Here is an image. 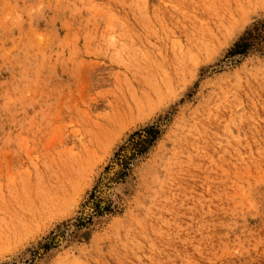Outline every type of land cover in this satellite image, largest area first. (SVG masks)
Returning a JSON list of instances; mask_svg holds the SVG:
<instances>
[{
    "label": "rangeland",
    "instance_id": "1",
    "mask_svg": "<svg viewBox=\"0 0 264 264\" xmlns=\"http://www.w3.org/2000/svg\"><path fill=\"white\" fill-rule=\"evenodd\" d=\"M0 264H264V0H0Z\"/></svg>",
    "mask_w": 264,
    "mask_h": 264
},
{
    "label": "bare ground",
    "instance_id": "2",
    "mask_svg": "<svg viewBox=\"0 0 264 264\" xmlns=\"http://www.w3.org/2000/svg\"><path fill=\"white\" fill-rule=\"evenodd\" d=\"M174 6V5H173ZM204 10V9H203ZM206 10H208L206 8ZM219 11V10H218ZM192 15V14H191ZM179 19V18H178ZM216 19V18H215ZM182 20V19H181ZM217 20V19H216ZM215 20V21H216ZM209 21V20H208ZM213 22V21H212ZM165 23V21H164ZM172 24V22H171ZM184 25V24H183ZM223 25V24H221ZM187 26V25H186ZM188 28V27H187ZM195 28V27H194ZM190 29V28H189ZM191 30V29H190ZM196 30V29H195ZM194 30V31H195ZM193 31V32H194ZM196 32V31H195ZM140 36V35H139ZM187 37V36H186ZM193 38V37H192ZM190 40V39H189ZM206 41V40H204ZM189 42V41H188ZM192 43V42H191ZM206 43V42H205ZM193 44V43H192ZM174 86V80L173 78H169V79H163L161 81V83H158V85H152L148 88V90L144 91L143 93L139 94V95H136L135 96V99L133 101L132 104L129 105V107L127 108V110L125 111V114L126 116L128 115H134V114H137V113H140V112H143L145 111L146 109L150 108L155 101H159L161 100L162 98H164L168 93H170ZM135 116V115H134ZM106 123V122H105ZM117 123V122H116ZM109 124V123H107ZM115 125V124H114ZM107 126V125H106ZM118 126V125H117ZM117 128V127H116ZM108 129V128H107ZM99 131V130H98ZM105 132V130H103ZM102 131V132H103ZM100 133V134H103V133ZM107 133V132H106ZM105 133V134H106ZM82 155V154H81ZM64 161V160H63ZM67 161V160H66ZM66 163V162H65ZM65 165V164H64ZM74 166V165H73ZM118 169V168H116ZM65 173V172H64ZM73 173V172H72ZM69 175V174H68ZM63 177V176H62ZM66 177H69V176H66ZM72 177V176H71ZM67 179V178H66ZM69 179V178H68ZM51 182V180H50ZM71 182V181H70ZM73 183V182H72ZM106 180H103L102 179V182H101V186H100V191H103L105 192L106 191ZM66 183L63 184V186L65 185ZM68 185V183H67ZM67 188V187H66ZM71 188L73 189L74 187L71 186ZM49 189V188H48ZM54 190V189H53ZM56 191V190H55ZM62 190H60L61 192ZM67 191V189L65 190ZM53 192V191H52ZM59 192V193H60ZM62 193V192H61ZM68 193V192H67ZM55 194V193H54ZM63 195V194H62ZM57 197V196H56ZM52 199V198H51ZM58 199V198H57ZM53 201V200H52Z\"/></svg>",
    "mask_w": 264,
    "mask_h": 264
},
{
    "label": "snow or ice",
    "instance_id": "3",
    "mask_svg": "<svg viewBox=\"0 0 264 264\" xmlns=\"http://www.w3.org/2000/svg\"><path fill=\"white\" fill-rule=\"evenodd\" d=\"M244 39H245V37L242 36V37L240 38V40L237 42V45H239ZM161 119H162V117H161Z\"/></svg>",
    "mask_w": 264,
    "mask_h": 264
}]
</instances>
